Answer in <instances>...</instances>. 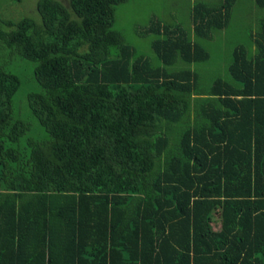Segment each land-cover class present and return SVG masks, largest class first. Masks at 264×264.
<instances>
[{
    "label": "trees",
    "instance_id": "1",
    "mask_svg": "<svg viewBox=\"0 0 264 264\" xmlns=\"http://www.w3.org/2000/svg\"><path fill=\"white\" fill-rule=\"evenodd\" d=\"M127 1L0 19V264H264V20L203 82L191 65L236 0H196L192 28L153 19L155 58L116 28Z\"/></svg>",
    "mask_w": 264,
    "mask_h": 264
},
{
    "label": "rangeland",
    "instance_id": "2",
    "mask_svg": "<svg viewBox=\"0 0 264 264\" xmlns=\"http://www.w3.org/2000/svg\"><path fill=\"white\" fill-rule=\"evenodd\" d=\"M37 0H0V19H15L31 15L39 18L36 10ZM193 0H128L117 6L116 28L140 54L155 58L151 50L152 37L144 34L149 22L153 19L161 21L181 22L183 26H190L189 18ZM264 20V6L256 0H236L232 6V15L227 27L214 32V36L204 40L210 58L207 61L192 64L201 73L203 82H210L215 76H227V66L232 57V50L238 44H246L250 40L249 33L258 29ZM7 70L17 74L22 82L15 97V110L25 116L32 123L33 130L27 135L40 137L41 128L30 114L26 101V92L34 87L33 66L29 62H11L6 65Z\"/></svg>",
    "mask_w": 264,
    "mask_h": 264
},
{
    "label": "crops",
    "instance_id": "3",
    "mask_svg": "<svg viewBox=\"0 0 264 264\" xmlns=\"http://www.w3.org/2000/svg\"><path fill=\"white\" fill-rule=\"evenodd\" d=\"M196 0H193V2H191V8L193 7V4ZM207 1H211V0H207ZM257 2V1H256ZM235 4V3H234ZM257 4H259L260 6H264V3L263 2H257ZM191 10V9H190ZM231 15H232V10H231ZM189 18H190V21H191V14L189 12ZM231 18V17H230ZM190 27L192 28V24L190 25Z\"/></svg>",
    "mask_w": 264,
    "mask_h": 264
}]
</instances>
